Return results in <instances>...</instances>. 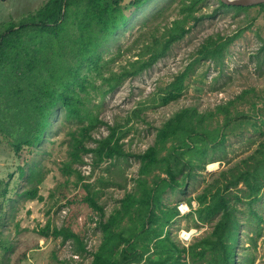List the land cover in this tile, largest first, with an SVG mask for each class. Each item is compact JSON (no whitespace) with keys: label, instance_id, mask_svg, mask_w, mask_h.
Wrapping results in <instances>:
<instances>
[{"label":"trees","instance_id":"trees-1","mask_svg":"<svg viewBox=\"0 0 264 264\" xmlns=\"http://www.w3.org/2000/svg\"><path fill=\"white\" fill-rule=\"evenodd\" d=\"M122 1L47 0L37 12L22 16L16 22L0 24L4 27L0 28V129L12 138L13 153L18 155L23 150L43 144L48 122L54 121L52 112L59 108L64 111L62 121L75 122V130L68 131V155L73 163L82 164L84 154L92 156L90 165L93 168L105 162L114 165L110 161L128 157L139 163L133 189L123 192L107 216L104 207L97 204L98 192L90 190L89 184H83L86 190L84 201L99 217L95 227L101 232V242L96 252L89 251L84 238L66 224L53 228L48 222L39 230V235L60 238L62 243L70 240L77 256L92 257L89 264H234L233 250L238 242L241 220L245 224L253 223L251 228L256 231L260 213L264 211L258 204L264 198V140L258 143L252 154L229 170L222 171L219 179L207 184L198 195L185 198L189 207L186 217L194 223L211 225L210 231L196 242L184 246L170 234L168 226L179 211L176 205L169 206L172 197L168 198L167 193H183L186 179L191 180L195 175L194 167L204 169L205 164L215 161L205 159L206 153H223L224 140L229 135H235L227 132L235 122L253 120L252 126L259 132L260 127H254L256 115H232L230 108L248 96L254 98L249 103L253 108L255 100L263 97L257 95L254 88H249L236 96L234 101L217 105L216 111L223 114L221 122L213 120L206 111L198 112L194 107L180 108L155 129L153 144L144 152H125L120 143L125 135L117 136V125L108 126L86 111L87 96L90 91L99 89L94 86V81L100 79L110 92L125 78L134 77L151 67L189 31L186 22L197 23L200 20V16H195L194 8L205 0H192L188 4L182 2L179 10L182 19H175L170 27H165L162 39L141 36L144 38L142 42L150 40V43H146L138 53L139 59L115 73L107 69L110 60L115 58L104 61L101 48L110 42V37L126 21L120 9ZM146 1L132 0L130 4L133 8H140ZM216 1L218 5L214 12L232 9L237 14L249 8H258L264 14V3L236 7ZM239 34L206 38L196 52L202 59L221 65L226 49ZM131 50L126 48L125 53ZM262 52L264 43L256 55L257 65L260 64L258 54ZM145 54L148 56L143 59ZM57 58L65 62L58 64ZM39 63L43 65L40 69L36 67ZM190 67L191 64H188L185 71ZM104 68L108 76L102 73ZM180 81L181 76L174 75L169 88L177 93L176 85ZM261 104V112H264V100ZM1 121L7 125L4 126ZM62 125L63 122L60 123ZM100 125H106L107 135L92 138V130ZM88 142H92L94 147H87ZM211 149L214 152H210ZM71 169V164L63 165L66 174ZM108 169L103 170L106 172ZM47 173L40 163L33 162L27 170L21 166L18 174L24 184L23 190L16 196L22 201L40 200L38 186ZM75 174L79 180L83 179L79 172L75 171ZM97 180L101 186H108V181L102 177ZM240 184L243 188H237ZM117 185L125 190V184ZM5 193L6 187L0 190V196ZM192 201L196 202V207L192 206ZM251 240L255 246V238ZM1 245L4 253L9 251L10 246ZM72 262L69 259L66 264Z\"/></svg>","mask_w":264,"mask_h":264},{"label":"rangeland","instance_id":"rangeland-1","mask_svg":"<svg viewBox=\"0 0 264 264\" xmlns=\"http://www.w3.org/2000/svg\"><path fill=\"white\" fill-rule=\"evenodd\" d=\"M46 1L0 0V24L19 21L22 16L37 12ZM131 1L123 0L120 3L126 21L110 37V42L101 48L104 61L115 58L110 60L107 68L115 73L139 59L138 53L146 43H150V40L142 42L144 38L141 36L162 39L165 27H170L175 19H182L183 15L179 14L182 2L188 4L192 0H147L140 8H133ZM217 5L216 0L198 3L194 14L200 16V20L197 23L186 22L189 31L174 42L164 56L142 73L125 78L113 91L108 92L105 83L102 84L100 79L95 80L94 86L99 89L90 91L85 100L86 111L91 116H96L108 126L117 125L118 137L125 135L120 141L123 150L128 154H139L153 144L155 129L180 108L194 107L198 112L206 111L213 120L221 122L223 114L216 111L217 105L234 101L236 96L249 88H254L257 95L263 97L255 100L253 108L249 106L254 101L252 96L230 108L232 115H256L254 127H260L259 132L254 130L253 120L235 122L227 131L235 135H229L224 140L223 153H206L205 159L215 161L205 164L204 169L194 167L195 175L191 180L186 179L183 193H167L168 198L172 197L169 206L176 205L179 211L168 230L174 240L184 246L203 238L211 229L209 224L194 223L186 217L189 207L185 198L198 195L207 184L219 179L222 171L229 170L248 157L264 140V112H261L264 100V52L258 54L260 64L255 62L264 43V14L258 8H249L237 14L232 9L214 12ZM212 13L215 15L212 16ZM238 32L240 34L226 49L221 65L202 59L196 52L206 38L226 37ZM126 48H132L130 53H125ZM147 56L145 54L142 58ZM60 58H57L58 64L65 62ZM40 63L36 65L38 69L43 67ZM188 64L191 67L185 71ZM104 72L105 68L102 73L108 76ZM176 74L181 76L180 84L176 85L177 93L172 87L169 88ZM63 114V110L56 108L51 115L54 121L50 123L53 126L50 127L48 122L43 144L23 150L18 155L11 148L12 138L0 129V190L6 187L5 195L0 196V243L10 246L6 253L3 245L0 246V264H66L69 259L74 261L73 264H89L92 257L77 256L70 240L62 243L60 238H44L39 235V230L48 222L53 228L66 224L84 238L89 251L96 252L101 242V232L95 227L99 217L84 201L86 190L83 184H89L90 190L98 192L97 204L104 207L107 216L123 192L133 189L134 180L138 178L139 163L133 157L110 161L114 165L105 162L93 168L90 165L92 156L84 154L82 164L73 163L68 155V131L75 130V122L62 121ZM1 123L7 125L5 121ZM106 125L93 129L92 138L106 136ZM87 147H94V144L88 142ZM210 152L214 151L211 149ZM33 162L40 163L48 171L38 186L41 199L22 201L16 196L23 190L24 184L18 174L19 168L25 166L27 170ZM65 163L72 166L67 174L63 171ZM211 164L214 165L209 167ZM107 167L109 169L105 172L103 169ZM75 171L79 172L82 180L78 179ZM100 177L108 181V186L100 185L97 180ZM117 184H125V190ZM241 187L242 184L237 188ZM262 191L264 194V185ZM258 204L264 208V198ZM192 206H197L195 201H192ZM252 225L245 224L244 220L240 222L237 245L232 242L234 264H264V211L260 213L256 231L251 228ZM252 238H255V246Z\"/></svg>","mask_w":264,"mask_h":264},{"label":"water","instance_id":"water-1","mask_svg":"<svg viewBox=\"0 0 264 264\" xmlns=\"http://www.w3.org/2000/svg\"><path fill=\"white\" fill-rule=\"evenodd\" d=\"M227 6L250 7L264 3V0H219Z\"/></svg>","mask_w":264,"mask_h":264},{"label":"bare ground","instance_id":"bare-ground-1","mask_svg":"<svg viewBox=\"0 0 264 264\" xmlns=\"http://www.w3.org/2000/svg\"><path fill=\"white\" fill-rule=\"evenodd\" d=\"M212 165H214V164L209 165V167L212 166ZM180 210H181V209H180ZM186 211H187V210H186Z\"/></svg>","mask_w":264,"mask_h":264},{"label":"built area","instance_id":"built-area-1","mask_svg":"<svg viewBox=\"0 0 264 264\" xmlns=\"http://www.w3.org/2000/svg\"><path fill=\"white\" fill-rule=\"evenodd\" d=\"M131 264H137V263H131Z\"/></svg>","mask_w":264,"mask_h":264}]
</instances>
